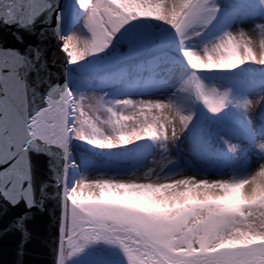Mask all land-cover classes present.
<instances>
[{"label":"snow or ice","instance_id":"6c2138e0","mask_svg":"<svg viewBox=\"0 0 264 264\" xmlns=\"http://www.w3.org/2000/svg\"><path fill=\"white\" fill-rule=\"evenodd\" d=\"M5 28L21 253L55 201V264H264V0H0Z\"/></svg>","mask_w":264,"mask_h":264},{"label":"water","instance_id":"95a60500","mask_svg":"<svg viewBox=\"0 0 264 264\" xmlns=\"http://www.w3.org/2000/svg\"><path fill=\"white\" fill-rule=\"evenodd\" d=\"M0 40L8 45L16 43L12 30L6 28L0 29ZM47 59L53 73L61 71L63 56L55 46V42L48 45ZM17 211L19 210L9 208L5 212H0V264H55L59 216L55 201H50L43 212L38 210L34 212L33 239L24 245L23 253L19 251L21 237L2 227L10 222Z\"/></svg>","mask_w":264,"mask_h":264},{"label":"bare ground","instance_id":"6f19581e","mask_svg":"<svg viewBox=\"0 0 264 264\" xmlns=\"http://www.w3.org/2000/svg\"><path fill=\"white\" fill-rule=\"evenodd\" d=\"M253 40L256 41V36L255 35H253ZM254 50L258 51V48H255ZM260 106H261L260 100L258 98L253 97L251 109L254 110L255 112H258V109H259ZM177 128L179 129V124L178 123H177Z\"/></svg>","mask_w":264,"mask_h":264},{"label":"rangeland","instance_id":"374dc122","mask_svg":"<svg viewBox=\"0 0 264 264\" xmlns=\"http://www.w3.org/2000/svg\"><path fill=\"white\" fill-rule=\"evenodd\" d=\"M256 40H257V37H256ZM258 51H259V49H258ZM250 113H251L250 118L252 119L253 124H256L257 123V113L258 112H255L254 110L251 109Z\"/></svg>","mask_w":264,"mask_h":264}]
</instances>
